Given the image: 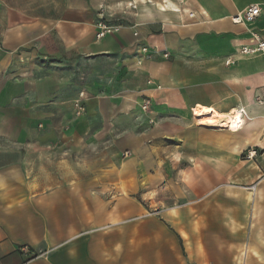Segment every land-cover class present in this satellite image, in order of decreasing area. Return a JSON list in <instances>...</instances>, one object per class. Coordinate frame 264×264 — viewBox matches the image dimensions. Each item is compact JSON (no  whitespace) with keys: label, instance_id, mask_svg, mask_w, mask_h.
Masks as SVG:
<instances>
[{"label":"crops","instance_id":"0c3cea01","mask_svg":"<svg viewBox=\"0 0 264 264\" xmlns=\"http://www.w3.org/2000/svg\"><path fill=\"white\" fill-rule=\"evenodd\" d=\"M253 33L264 0H0V264H264Z\"/></svg>","mask_w":264,"mask_h":264},{"label":"built area","instance_id":"2783aa9c","mask_svg":"<svg viewBox=\"0 0 264 264\" xmlns=\"http://www.w3.org/2000/svg\"><path fill=\"white\" fill-rule=\"evenodd\" d=\"M261 14V6L260 5H252L246 8L243 12L235 15L232 18V21L234 24H248L252 21H254L256 18H258ZM97 28V34L96 37L98 40L103 39L107 34L117 31L118 26H112L110 25L107 20L104 13H101L99 16V19L96 23ZM137 35V34H136ZM253 38L255 40V44L253 46H243L239 49L237 56L238 57H254V56H262L264 58V39L262 36L258 33H253ZM237 62L234 58H228L225 61V65L231 66L235 65ZM150 106V101H145L143 105V110L147 111ZM75 110H76V116L80 117L82 116L86 108L85 106L80 102H75ZM234 112L235 117V125L237 126V130L243 126L245 119L247 117L246 111L244 108H238L230 113ZM233 131V130H232ZM255 157V152H249L246 155L247 159H253Z\"/></svg>","mask_w":264,"mask_h":264},{"label":"bare ground","instance_id":"6f19581e","mask_svg":"<svg viewBox=\"0 0 264 264\" xmlns=\"http://www.w3.org/2000/svg\"><path fill=\"white\" fill-rule=\"evenodd\" d=\"M203 119L204 121H202L201 119L199 121V124L207 128H223L231 131L237 130V126L235 125L234 112L227 115L211 114Z\"/></svg>","mask_w":264,"mask_h":264}]
</instances>
